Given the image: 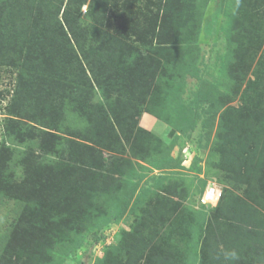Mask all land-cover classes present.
Masks as SVG:
<instances>
[{"label": "rangeland", "instance_id": "1", "mask_svg": "<svg viewBox=\"0 0 264 264\" xmlns=\"http://www.w3.org/2000/svg\"><path fill=\"white\" fill-rule=\"evenodd\" d=\"M89 1L85 0L80 6L81 21L74 25L75 31L88 21L85 11ZM203 1L205 6L198 39L189 46V49H195L191 65L181 63L177 70L167 65L163 72L154 77L150 75L148 83L153 93L143 98L144 102L135 99L123 108L125 118L120 120L123 130L116 128L115 135L105 123L102 127H94L93 136L84 141L89 147V155L97 153L104 165L95 178L96 185L101 187L98 208L93 206L86 218H80L84 213L76 206L69 207V200L61 209L56 200L47 205L42 196L26 220L19 221L22 225L20 232L27 234L21 237L27 240L22 245L30 249L38 247V252L31 250L38 258L49 259V264H222L224 260L220 254L235 250L238 241L246 243V251L254 247L260 251L264 249V243L250 241L253 232H248L249 226L233 218L237 208L232 205L233 199H237L243 206L255 209L259 218L256 224L264 234V120L257 124L244 123L249 118L257 120L264 115V69L253 75L259 60L260 68L264 67V28L261 29L264 15L260 14L264 11L259 8V19H255L257 28L253 29L256 37L246 45L235 29L226 23L225 11L231 0H178V4L187 3L196 14H200ZM256 1L249 0L251 5L252 2L259 3ZM128 2L130 6L123 1L121 10L138 11L136 21L139 27L148 26L150 21L145 19L152 14L163 16L162 5L148 6L146 0ZM65 5L66 0L61 5L59 17ZM35 11L31 10V13ZM181 20L182 17L175 24ZM173 26H170L172 33L180 35L177 26ZM155 27L156 30L159 25ZM120 39L136 44L131 37L122 35ZM123 46L110 44L109 47L111 52L121 55L120 63L130 56H126L130 49ZM108 59L111 60L110 57L103 58L100 64L111 65ZM173 71L177 76L172 75ZM159 81L161 83L157 86ZM169 82L176 88L174 92ZM1 89L4 86L0 84ZM151 96L172 118L161 119L151 113V106L155 104ZM171 96L174 99L172 107L166 102ZM11 104L10 95L2 93L0 138L4 127H43L36 122H31V126L13 125L17 120L26 119L17 114L18 103ZM147 117L154 119L158 126L150 127L145 121ZM171 127L176 128L172 135L169 133ZM261 128L262 134L255 136ZM231 131L245 139L251 137L246 140L250 141V149L255 148L257 142L262 161L257 174L258 192L246 189L240 183L233 187L229 182L232 177L228 176V170L240 158L234 152L229 154V146L232 149L233 144L224 134ZM253 137L256 138L253 140ZM30 146L36 153V146ZM98 168L91 167L93 174L99 172ZM88 170L89 166L83 173L85 187L91 182ZM46 183L41 182L42 194L48 192ZM210 187L215 190L216 198L219 195L215 202L204 200V192ZM224 191L229 195L228 200L220 199L216 205ZM38 206L43 207V212ZM11 207L12 201L11 205L0 203L1 239L8 235V226L18 224L10 222L17 217ZM59 209L64 214L54 220ZM244 227H248L247 231ZM137 241L144 244L134 246ZM213 242H217L216 248ZM112 249L116 250L115 255L110 252ZM136 249L140 253H135ZM6 251L0 250V254L4 255ZM242 252L244 250H239L235 264H247L243 258L250 264H264V253L250 252L247 258ZM225 264L230 262L225 260Z\"/></svg>", "mask_w": 264, "mask_h": 264}, {"label": "trees", "instance_id": "2", "mask_svg": "<svg viewBox=\"0 0 264 264\" xmlns=\"http://www.w3.org/2000/svg\"><path fill=\"white\" fill-rule=\"evenodd\" d=\"M123 1L90 0L85 11L88 21L82 24L79 31H75L74 25L81 21L80 6L85 0H66L61 17L59 13L64 0H0V84L4 86L0 95L9 94L11 106L18 103L20 112L17 111V114L26 119L17 120L13 125L31 126V122H36L43 126L4 127L1 134L0 203L11 205L12 201L11 210L17 217L10 222L18 224L11 228L8 226V235L5 239L0 238V250H12L0 254V264H43L44 261V264H49V259L38 258L31 252H38V247L30 249L22 245L27 240L21 237L27 234L20 232L22 225H19V221L26 220L29 212L39 205L38 200L42 196L46 198L47 205L49 201L56 200V205L61 209L69 200V207L76 206L84 213L80 218H86L87 212L98 208L101 187L96 185L95 178L100 175L104 165L97 153L95 156L89 155V147L84 141L93 136L94 127H102L105 123L117 135L116 128L123 130L120 125L122 117L125 118L123 108L129 101H142L153 93L148 83L150 75L154 77L163 72L167 65L173 70H177L181 63L190 66L195 59V49H189V46L198 39L205 1L200 14H196L187 3L179 5L178 0H146L148 6L159 4L164 9L161 18L157 16L158 13L146 17L145 21H150L148 26L152 24L150 28L146 24L137 26L138 11L121 10ZM257 1L258 4L252 2L251 5L249 0H231L225 11L226 23L235 29L246 45L256 37L253 29L257 28L255 19H259V8L264 11V0ZM31 10L36 11L31 13ZM181 17L182 20L175 24ZM156 25L159 27L155 30ZM170 26H177L180 35L172 33ZM122 35L133 38L130 40L136 44L121 42ZM110 44L127 46L130 50L126 56H130L120 63L121 55L116 51L111 52ZM109 57L111 65L102 66L100 60ZM260 64L261 60L253 71L254 76L264 69L260 68ZM172 75H176V72L173 71ZM160 83L157 82V86ZM169 84L174 92L175 87L171 82ZM151 98L155 102L153 96ZM166 102L172 107L174 99L171 96ZM151 113L157 118H169L156 102L151 106ZM258 119L249 118L244 123L257 124L264 120V115ZM137 129L148 133L142 128ZM175 131L176 128L171 127V135ZM261 134L262 128L255 136ZM224 136H228L233 144L232 149L229 146V154L234 152L235 156L240 157L228 170V176L232 177L229 182L233 187L240 183L246 189L258 192L257 174L262 161L257 142L255 148L250 149V141L246 140H251V137L242 138L235 131L225 132ZM33 144L37 148L36 153L31 150L30 145ZM87 166L91 177L87 186L93 185L91 189L85 187L83 182ZM91 167H99V172L93 174ZM46 181L48 192L42 194L41 182ZM228 196L224 191L216 205L220 199L228 200ZM233 200L232 205L237 208L233 218L249 226L250 229L244 227V230L253 232L254 237L249 233L251 242L264 243V234L256 224L259 221L257 211L243 206L237 199ZM42 208L38 206L40 212H43ZM62 214L59 209L54 220L60 219ZM140 242L142 244L137 241L134 246L141 247L144 243ZM213 243L216 248L217 242ZM245 244L238 241L235 247L246 251ZM114 251L112 249L110 252L115 255ZM139 251L136 249L135 253ZM250 252L264 253V249L260 251L254 247ZM27 253H31L29 257ZM220 255L224 260L222 264H225L223 253ZM243 259L250 264L249 260ZM229 262L235 264L236 260Z\"/></svg>", "mask_w": 264, "mask_h": 264}, {"label": "built area", "instance_id": "3", "mask_svg": "<svg viewBox=\"0 0 264 264\" xmlns=\"http://www.w3.org/2000/svg\"><path fill=\"white\" fill-rule=\"evenodd\" d=\"M204 194H203L204 195V200L206 202H211L212 200L215 202L218 199V196H219L218 195L217 198H216L215 190L212 187L206 188Z\"/></svg>", "mask_w": 264, "mask_h": 264}, {"label": "clouds", "instance_id": "4", "mask_svg": "<svg viewBox=\"0 0 264 264\" xmlns=\"http://www.w3.org/2000/svg\"><path fill=\"white\" fill-rule=\"evenodd\" d=\"M223 256L226 261H235L238 259V254L235 250H225Z\"/></svg>", "mask_w": 264, "mask_h": 264}, {"label": "crops", "instance_id": "5", "mask_svg": "<svg viewBox=\"0 0 264 264\" xmlns=\"http://www.w3.org/2000/svg\"><path fill=\"white\" fill-rule=\"evenodd\" d=\"M145 121H146V123H148V125H150V127L151 126L153 127V125H155V127L158 126L156 121H154V119H151L150 117H147ZM169 133L171 134V132H169ZM249 253H250V251H244V253L242 255H247V258H249Z\"/></svg>", "mask_w": 264, "mask_h": 264}]
</instances>
